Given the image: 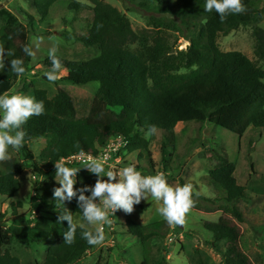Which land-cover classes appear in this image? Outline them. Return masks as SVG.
Returning <instances> with one entry per match:
<instances>
[{
  "label": "trees",
  "instance_id": "obj_1",
  "mask_svg": "<svg viewBox=\"0 0 264 264\" xmlns=\"http://www.w3.org/2000/svg\"><path fill=\"white\" fill-rule=\"evenodd\" d=\"M25 1L35 11V15H26L27 24L8 8L0 7V47L12 53L0 72V95L10 93L30 72L32 57L26 56L22 49L25 45L32 47L30 35L36 32L37 18L40 22L50 20L53 9L73 14V21L90 19L85 30L66 37L87 48L100 50L99 56L83 64L58 57L61 70L67 72L62 81L75 86L97 82L100 87L96 95L89 97H78L67 88H59L53 98L47 90L34 88V97L43 101L45 112L31 117L22 126L25 144L16 150L19 159L6 161L0 170V196L15 198L26 171L32 172L40 186H51L56 179L55 163L79 153L97 155L99 149L105 148L116 136H123L128 142L122 152L137 153L138 161L147 160L152 164L150 142L145 138L152 125L163 132L165 163L169 151H176L175 129L179 124H204L229 113L233 117L229 122L233 127L231 131L240 138L251 127L264 130V70L241 52H223L218 44L221 35L252 27L256 55L264 61V32L259 27L264 19V9L260 7L264 0H242L245 11L229 14L223 21L215 11L204 10L206 0H133L143 8L155 7L187 22L196 21L187 38L189 47L176 55L170 54L171 48L160 33L150 37L139 35L124 13L102 0H87L89 5L78 0ZM200 17L205 18V22H197ZM135 45L140 49L134 50ZM11 59L23 61L24 75L17 76L10 71ZM45 65L51 69L50 59ZM214 121L220 126L217 119ZM41 138L49 140L41 154L42 163L29 146L30 142ZM172 155L169 154V159ZM214 158L217 164L206 179L215 200L208 202L218 205L224 215L217 223H205L203 228L213 236L209 244L215 249L225 242L224 250H218L223 264H253L241 249L240 229L230 222L231 217L245 223L246 218L237 204L247 200L248 187L237 183L236 165L226 153H215ZM65 166L80 169L74 188L96 183L97 177L84 166ZM136 169L141 171L139 166ZM69 205L71 210L67 211L77 225L76 238L71 245L65 242L63 235L68 230V222H59V216L66 209L55 201L53 193L41 195L38 208L29 215H15L8 222L0 218V264H23L10 250L15 239L25 241L29 247H44L47 251L44 264L82 262L97 245H89L81 238V233L95 231L89 225L81 227L76 223V217L83 216L75 198ZM164 226L165 222L139 226L127 218L128 232L143 246L141 264H168V248L155 243L156 239L166 238ZM197 264L205 262L200 258Z\"/></svg>",
  "mask_w": 264,
  "mask_h": 264
},
{
  "label": "rangeland",
  "instance_id": "obj_2",
  "mask_svg": "<svg viewBox=\"0 0 264 264\" xmlns=\"http://www.w3.org/2000/svg\"><path fill=\"white\" fill-rule=\"evenodd\" d=\"M89 5L87 0H78ZM124 13L131 21L132 27L139 35L156 36L160 33L171 48V55L186 51L189 47L187 38L190 28L196 21H185L180 17L162 13L155 7L143 8L133 0H102ZM0 7L8 8L19 19L27 24V14L35 15L31 4L25 0H0ZM178 9V6H176ZM264 9V3L260 4ZM73 14L64 9H53L51 19L38 24L36 32L32 31L30 42L35 51L32 56L30 72L25 79H20L10 93H20L34 96V88L47 90L49 97L53 98L59 88L69 89L75 96L89 97L97 94L99 83L93 82L85 86H75L62 81L67 72L60 70L57 80L52 83L45 78V73L51 69L45 65L49 59L50 49H56V56L65 60L83 64L100 54L97 48H87L82 43L68 39L72 33H81L91 23L90 19L73 21ZM65 20L67 23H65ZM197 22H205V18H198ZM188 24V25H187ZM259 27L264 32V19ZM189 28V29H188ZM152 42V39H150ZM218 44L223 52H241L252 60L259 68L264 70V61L256 55V40L252 27L241 28L228 35H221ZM38 46V47H37ZM139 50L140 46H133ZM27 86V89L25 88ZM220 126L216 124V121ZM230 120V121H226ZM233 117L229 113L215 117L204 124L182 123L176 127V151H169L166 163L163 159L162 146L164 143L163 132L157 131L145 138L150 142V152L153 163L147 160L138 161V155L120 152L118 160H112L105 169L120 171L129 165L138 166L142 175H157L163 173L170 186L190 185L192 189L193 205L185 216V224L169 225L157 212L160 203L148 198L142 199L140 204L134 205V211L126 214L117 210L110 216L111 225H103L105 240L89 253L86 258L77 264H141L143 262V246L127 230L126 220L131 218L139 226L165 222L163 233L166 238L156 239L157 246L168 248L166 260L168 264H197L203 259L205 264H223V259L218 250H224L225 242L220 243L216 249L209 242L213 236L203 228L205 223H217L223 217L224 211L218 205H213L208 200H215L213 190L207 185V175L217 162L215 153H226L229 160L236 165L235 178L241 186H247V200L241 201L237 207L246 218L245 223H240L230 217V222L241 231V249L253 264H264V130L250 128L240 138L238 133L232 132L229 122ZM49 140L46 138L35 139L29 146L36 159L42 163V152L47 149ZM9 159H19L17 151L8 149ZM0 161V170L8 161ZM76 169V168H75ZM89 172L86 168H84ZM137 170V169H136ZM91 174V173H90ZM96 176L95 174H92ZM56 179H58L56 177ZM51 186H40L32 172L26 171L21 177V190L15 198L0 196V218L8 222L15 215H29L40 204V196L53 193L59 187L56 181ZM119 179V177H117ZM38 183V184H37ZM76 185V184H75ZM74 185V187H75ZM63 208L71 210L69 202ZM16 210V211H15ZM33 215V214H32ZM76 223L81 226L88 224L83 217H76ZM10 225V224H9ZM93 231L100 225H89ZM12 254L18 257L23 264H44L47 251L42 246L29 247L20 239H15L10 247Z\"/></svg>",
  "mask_w": 264,
  "mask_h": 264
},
{
  "label": "clouds",
  "instance_id": "obj_3",
  "mask_svg": "<svg viewBox=\"0 0 264 264\" xmlns=\"http://www.w3.org/2000/svg\"><path fill=\"white\" fill-rule=\"evenodd\" d=\"M204 10L215 11L221 21L229 14H239L245 11L242 0H206ZM38 47V46H37ZM23 53L32 57L35 51L25 45ZM11 52L0 47V72L5 69V60ZM49 59L51 70L45 73V78L54 83L62 68L61 60L56 56V49H50ZM10 71L17 76L25 73L21 59L10 60ZM45 107L43 101L34 96L20 93H6L0 95V161L9 159L8 149L11 147L20 150L25 144V133L22 126L33 116L43 115ZM157 132L155 125L148 128L146 136ZM14 133V134H13ZM106 159V158H105ZM84 168L97 177L94 186L84 185L74 188L77 183V173L80 169H70L62 162L55 163V177L59 187L54 188L53 198L63 205L65 201H77L83 220L88 225H100L92 231H82L81 238L89 245H99L105 240L103 225H111L110 216H115L117 210H123L126 214L134 211V205L141 200H152L160 203L158 214L169 224L183 226L185 216L193 205L192 189L190 185L170 186L163 173L157 175H142L135 166L129 165L116 172L105 169L104 162L97 159H89ZM107 177V180L103 178ZM119 177V179H117ZM90 193V195H85ZM67 221L69 227L63 234L65 242L74 243L77 233V225L67 210L59 216V222ZM82 227V226H81Z\"/></svg>",
  "mask_w": 264,
  "mask_h": 264
},
{
  "label": "built area",
  "instance_id": "obj_4",
  "mask_svg": "<svg viewBox=\"0 0 264 264\" xmlns=\"http://www.w3.org/2000/svg\"><path fill=\"white\" fill-rule=\"evenodd\" d=\"M127 146L128 142L123 136H116L109 141L105 148L99 149L97 155L93 153H79L62 159L60 162L70 166H85L89 159H97L108 165L112 160H118L120 152L126 150Z\"/></svg>",
  "mask_w": 264,
  "mask_h": 264
}]
</instances>
